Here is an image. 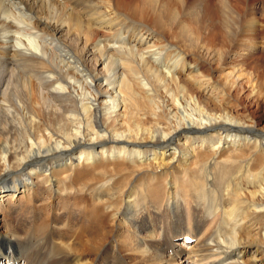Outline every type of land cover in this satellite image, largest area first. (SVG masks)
Returning a JSON list of instances; mask_svg holds the SVG:
<instances>
[{
  "label": "bare ground",
  "instance_id": "6f19581e",
  "mask_svg": "<svg viewBox=\"0 0 264 264\" xmlns=\"http://www.w3.org/2000/svg\"><path fill=\"white\" fill-rule=\"evenodd\" d=\"M61 1L62 9L69 15L74 14V21L68 27L59 24L65 21L36 16L35 24L30 22L27 30L16 24L6 25L10 16H4L9 8L8 14L20 12L24 16L26 9L22 1L0 0V29L2 36L5 33L8 38V44L0 47V79L7 67H20L28 55L38 58L40 67L47 70L54 67V71L69 67L68 62L64 63L68 57L72 64H80L83 76L88 75L95 82L93 98L97 102L93 109L92 106L84 108L86 128L82 135L77 136L78 131L73 134V128L62 132L60 128L64 125L61 127V124L57 130L33 124L28 138L31 142L16 145L11 141L13 127L6 124V104L10 100L5 104V98L0 99V264L8 255L13 264H77L80 251L76 249L82 234L73 220L81 211L72 202L67 203L66 195L86 193L91 207L105 213L114 203L113 182L108 175L115 171L129 174L121 179V189L125 184L126 187L122 191L119 214L132 222L141 220L150 230L163 263L264 264V130L255 122L245 123L224 112L218 113L215 108L208 111L201 106L211 112L206 113L207 123L176 124L169 129L170 116L165 119L156 111L157 97L140 88L141 78L154 80L158 87L162 86L161 77L176 81L177 93L173 96L168 93L173 106L181 98L182 104L186 97L192 99V95L175 76L179 63L172 59L174 49L168 47V50L162 45L158 32L162 23L157 16L154 28L150 29L146 24L149 16L141 9L143 0ZM41 24H48L45 27L51 32L47 38L43 31L39 34L50 41L47 46L52 47H45L46 50L54 53V47L61 48L55 33L60 28V36H73L84 53L62 44L67 50L62 55L58 53L63 57L57 59L60 68L49 55L44 59L27 48L28 51H23L21 46L38 48L30 39L25 45L18 31L23 30L27 36L38 34ZM13 39L15 44L11 45ZM156 47L162 48L161 51L157 52ZM87 55L108 71H113L116 64L118 77L105 78V88L101 89L100 76L89 70ZM163 63L165 66H161ZM61 82L67 83L58 74L45 83H51L49 88L57 85L63 91ZM197 88L205 94L217 90L210 82ZM59 90L49 89L47 95L62 107L60 118L66 119V114L71 112V106L66 103L69 96ZM152 90L154 94L157 91ZM143 112L156 122L150 129H144L148 135H155L154 127L165 121L164 130H160L162 137L152 135L146 141L139 133L129 135L128 131L109 125H134L135 117ZM76 124L82 123L75 119ZM101 131L103 134L99 135L97 132ZM144 131L137 132L144 134ZM156 175L162 180H157ZM49 199H52L50 207L47 206ZM53 204L65 206L53 208ZM165 223L171 224L173 237L194 236V244L188 243L187 250L189 245L178 241L164 248L163 254L159 242ZM211 223H214L212 227ZM156 232L160 237H156ZM134 246L130 243L124 254H129ZM105 249L110 251V256L96 259L93 264H121L115 258L120 251L117 246ZM246 254L248 259L240 260Z\"/></svg>",
  "mask_w": 264,
  "mask_h": 264
},
{
  "label": "rangeland",
  "instance_id": "374dc122",
  "mask_svg": "<svg viewBox=\"0 0 264 264\" xmlns=\"http://www.w3.org/2000/svg\"><path fill=\"white\" fill-rule=\"evenodd\" d=\"M21 1L26 9L25 15L21 16L20 12H16V14L11 12L12 15L8 14L7 11L10 12L11 10L9 8L4 12L5 17L10 16L6 25L16 24L28 30L30 22L35 24L34 18L36 16L45 20L54 18L56 22L65 21V23H59L63 27H68V23L74 21V14L69 15L62 9L61 0ZM141 9L149 16L146 24L150 29L155 26V15L162 23V27L159 30L157 29L163 41L162 45L166 46L165 49L169 50L168 47L174 49L173 54L175 56L172 59H177L179 63L176 68L177 75L175 74V76L178 77L179 84L185 86L187 92L190 90L192 95V99L186 97L185 103L182 104L181 98L177 101V106H173L168 93L172 96L177 93L175 87L177 83L174 84L176 81L173 82L167 77H161L160 83H162V86L158 87L154 80L151 82L144 77L141 78L140 88L153 95L151 97H157L155 108L158 107V109L156 108V111L162 113L165 119L170 116L171 120L167 124L169 129L175 128L176 124L190 126L199 122L202 124L207 123L206 116L211 112H206L204 108H201L205 107L208 108V111L215 108L218 113L224 112L245 123L252 124V122H255L259 128L264 130V0H143ZM18 16H21V19ZM45 25L48 24H41L38 27L40 31L38 34L27 36V33L23 30L18 31L22 33L20 40H25V45L28 43L27 39H30L38 48L35 50L29 45L26 47L21 46L23 51H28L27 48L36 57L43 55L42 58L44 59L49 55L53 57L54 64H58L57 61L63 58L58 53L62 52L60 53L62 55L67 48L84 53L82 45L75 41L73 36H60L61 29L57 28L58 32L55 31V33H57L56 36L60 40L61 48L58 51L54 47L53 51L56 55H51V53H54L45 48L52 47L51 45L47 46L50 41L39 35L43 31L44 37H50L51 32H47L49 30ZM2 34L3 32L0 29V47L8 44L6 34L4 33L3 36ZM14 39L18 40L19 37L14 36ZM14 39L10 41L11 45L15 44ZM62 44L67 48L62 47ZM155 49L160 52L162 48L156 47ZM44 53H46V56ZM162 54L161 56L164 55ZM113 57H116L115 53ZM67 58L64 59V63L68 62L69 67L65 68L58 64L60 68L62 67L59 71L57 69L54 71V67L48 68V70L40 67L38 64L41 61L31 55L25 56L27 61H24L20 67L11 65L6 68L7 71L0 79V99L5 98V104L10 100L6 104L8 114L6 124L13 127L10 135L12 134L11 141H14L16 145H26L27 141L28 144L31 142L28 138L31 135L33 124H38L41 128L55 130L61 124V127L64 125V128H60L62 132H67L73 128V134L78 131L77 136L82 135V131L86 128V111H84V108L92 106L93 109L97 105L93 98L94 89H96L95 82L88 75L83 76L85 73L80 72L82 67L79 66V63L72 64V61L67 60ZM86 58L89 70L95 71L100 76L98 77V85L101 86V89H104L105 78L117 76V65H114L113 71H108L102 65L95 63L91 56ZM161 66H165V64L163 63ZM58 74H62L63 81H67V83L61 82V85L65 88L63 91L59 90L60 87L57 85L54 88H49L51 83H45L47 79L56 77ZM193 82L196 86L191 85ZM204 82H210V85L215 86V89L217 88L215 93L213 90L206 94L204 91H199L197 86L202 85ZM49 89L62 91L69 96V101L67 100L66 103L71 106L69 107L71 112L66 114L67 120L60 118L62 107L58 106V103H55L47 95ZM152 89L157 90L155 94ZM194 102H198L197 105ZM215 102L217 105H215ZM91 103L92 105H90ZM91 108H89V113L92 110ZM100 114L101 112L96 117L99 118ZM69 118L71 120L68 121ZM135 118L136 123L134 125L124 124L122 127L113 126L110 123L109 125L111 128L128 131L129 135L137 136L139 133L143 140H150L153 134L148 135L144 129H150L156 122L147 116L145 112ZM75 119L82 124L75 125ZM164 122L162 121L158 128L154 127L156 136L162 137L161 131L165 128ZM137 131H144V134ZM97 133L99 135L103 134L102 131ZM51 145L53 146V143ZM58 146L59 149L61 146ZM34 150H37V148H34ZM108 176L112 178L115 198L112 209L105 213L91 207L89 195L86 193H78L73 196L66 195L67 203L72 202L75 205L74 208L81 211L76 214V218L73 220L75 228L82 234L80 245L76 249V251H80L76 258L77 264H93L96 259L108 258L111 253L105 248L111 245L117 246L120 250L116 253L115 258L121 264H133V262H136V264H169L168 262L163 263L164 259L159 255L158 243L152 240L150 230L141 220L132 222L119 214V206L122 204L123 199L122 191L126 187L125 184L121 189V179L129 177V174H121L115 171ZM156 178L162 180L158 175H156ZM120 189L121 191H119ZM51 203L52 199H49L47 206L50 207ZM64 206L63 204H53L52 207L60 208ZM185 215L190 217L189 213ZM213 215L217 217V214ZM213 224L211 223L210 227ZM170 229L171 224L165 223L161 237L158 236L157 232L155 234L157 238L160 237L159 243L162 244L160 246L163 254L164 248L174 245L178 241H184L186 244L195 241L194 236L180 237L179 235L173 237L174 233H170ZM151 233L154 235L155 227ZM130 243L135 244V246L129 254L125 255L124 251ZM135 247H141V249ZM189 248L190 245L187 250ZM242 256L240 260H247L249 255ZM2 262L3 264H13L9 260V255ZM187 263L192 264L188 261Z\"/></svg>",
  "mask_w": 264,
  "mask_h": 264
}]
</instances>
